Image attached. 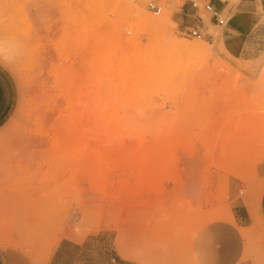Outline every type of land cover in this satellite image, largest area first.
<instances>
[{"label": "rangeland", "instance_id": "374dc122", "mask_svg": "<svg viewBox=\"0 0 264 264\" xmlns=\"http://www.w3.org/2000/svg\"><path fill=\"white\" fill-rule=\"evenodd\" d=\"M117 1L0 0V41L20 53L0 67V264H46L60 242L79 245L84 264H214L218 242L230 241L214 230L238 231L240 256L264 264V148L244 164L230 148L264 127V0L245 18L240 0H226L235 54L201 9L122 0L154 17L171 9V35L211 48L210 58L150 56L157 75L137 53L166 39L113 9ZM196 16L209 40L185 34ZM60 86L91 105L95 122L53 138ZM116 129L125 136L94 138ZM237 209L248 228L235 223Z\"/></svg>", "mask_w": 264, "mask_h": 264}, {"label": "bare ground", "instance_id": "6f19581e", "mask_svg": "<svg viewBox=\"0 0 264 264\" xmlns=\"http://www.w3.org/2000/svg\"><path fill=\"white\" fill-rule=\"evenodd\" d=\"M235 1V0H229ZM118 4L120 7H123L126 9L128 16L140 27L149 28L154 31H160L163 35V38L166 39V42L162 45L159 44H151L147 49L139 55L137 53V60L141 61L143 64V68H148L151 65L149 61L150 56H157V57H167V60H173V61H179L183 58H190V57H204V58H210L212 55L211 48L207 46L204 43L199 42H187L185 40L176 38L175 36L171 35L170 27L175 25L176 23L172 21V10L167 9L164 14L154 17L151 15H148L144 12L143 8L131 6L127 4L126 2L122 0L117 1V5H114L113 9H116L118 7ZM227 4V3H226ZM227 6V5H226ZM225 6V7H226ZM225 7L222 11L225 12ZM119 8V7H118ZM201 9V8H200ZM199 17V16H198ZM200 18V17H199ZM201 19V18H200ZM202 20V19H201ZM227 20V18H226ZM222 28L221 31V37H220V43L227 48L229 52L232 54L236 53L235 44L232 42L227 41L228 36L233 34V30L229 26L228 22ZM137 52L138 50V43H137ZM224 65V64H223ZM226 68L229 70V67L227 65ZM0 67L2 69H5L8 71V68L6 67L5 61H1ZM155 71V75H157V68L158 66H153ZM58 77V75H57ZM58 94L62 96V98L65 100V106L62 108V113L59 114L58 118L56 117V123L53 134V138H56L59 136L57 133L58 130L61 128H64L67 133L72 132L73 128L80 122H85L87 124V127H90L95 120L93 119L92 107L87 102H85L82 97H79L76 101H72L71 94L68 89H64L60 86L58 90ZM260 134H255L254 137H250V141H255L251 144H244L241 141H233V146H230V148L233 147V156L235 155V162L237 164H244L249 161V159L255 154L258 150L261 148H264V127H261ZM33 135L36 137H43V132L38 129L33 131ZM125 133L122 129H116L114 133L107 134L104 130H100L97 133L94 134V138L96 139H102V140H109L113 138H121L124 137ZM262 136V137H261ZM261 137V139H259ZM261 148L259 149V147ZM264 188V187H263ZM241 260H246V258H243Z\"/></svg>", "mask_w": 264, "mask_h": 264}, {"label": "crops", "instance_id": "0c3cea01", "mask_svg": "<svg viewBox=\"0 0 264 264\" xmlns=\"http://www.w3.org/2000/svg\"><path fill=\"white\" fill-rule=\"evenodd\" d=\"M211 2L216 9L224 8L227 5H222L215 0H211ZM239 3L238 12L240 13L241 18H245L247 14L251 13V10L255 5V0H240ZM189 10L190 8L188 7H183L182 9L183 12H188ZM230 27L234 34V29L232 26ZM233 34L228 36V38L232 37ZM1 86L2 83L0 78V87ZM6 103V96L2 91H0V123L5 116ZM256 216L264 228V188L258 199ZM250 219V215L246 210H234V221L241 230L250 226ZM222 234H225L224 237H229L230 241L228 243L226 241L218 242L219 245L215 247L216 252H214V264H249L247 261L241 260L242 257L240 255L243 253V245L240 240L239 232L235 230H214L212 236L213 238L218 239L223 237ZM46 264H84L82 248L79 245L60 242L50 254ZM250 264L253 263L251 262Z\"/></svg>", "mask_w": 264, "mask_h": 264}, {"label": "built area", "instance_id": "2783aa9c", "mask_svg": "<svg viewBox=\"0 0 264 264\" xmlns=\"http://www.w3.org/2000/svg\"><path fill=\"white\" fill-rule=\"evenodd\" d=\"M173 2L174 0H169ZM183 7H188L190 10L198 11L201 10L208 16V21L211 25L216 27H223L227 20L226 16H222V11L224 8L216 9L214 8L211 0H180ZM220 4H226V0H215ZM146 9L151 13L158 15L161 12L162 6L158 1H149L146 3ZM205 29L203 21L196 16L194 24L188 25L185 27L184 32L186 35L193 37L198 40H209L210 35L203 33Z\"/></svg>", "mask_w": 264, "mask_h": 264}, {"label": "clouds", "instance_id": "9594fccd", "mask_svg": "<svg viewBox=\"0 0 264 264\" xmlns=\"http://www.w3.org/2000/svg\"><path fill=\"white\" fill-rule=\"evenodd\" d=\"M19 54L15 40L0 41V61H12Z\"/></svg>", "mask_w": 264, "mask_h": 264}]
</instances>
